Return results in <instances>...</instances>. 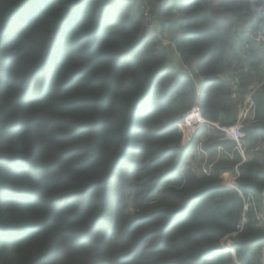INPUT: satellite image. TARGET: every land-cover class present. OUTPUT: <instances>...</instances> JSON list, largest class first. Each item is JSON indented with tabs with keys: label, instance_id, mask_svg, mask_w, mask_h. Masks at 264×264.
<instances>
[{
	"label": "trees",
	"instance_id": "1",
	"mask_svg": "<svg viewBox=\"0 0 264 264\" xmlns=\"http://www.w3.org/2000/svg\"><path fill=\"white\" fill-rule=\"evenodd\" d=\"M253 2L0 0V264H264L251 209L235 257L220 248L243 198L259 206L264 190ZM169 49L195 71L167 66ZM256 85L246 162L215 128L186 139L193 110L233 124ZM197 146L209 176L186 167ZM236 171L227 189L221 175Z\"/></svg>",
	"mask_w": 264,
	"mask_h": 264
},
{
	"label": "built area",
	"instance_id": "2",
	"mask_svg": "<svg viewBox=\"0 0 264 264\" xmlns=\"http://www.w3.org/2000/svg\"><path fill=\"white\" fill-rule=\"evenodd\" d=\"M145 15L147 16V19H151L146 12ZM261 16L264 19V12H261ZM242 25L243 24H239V28H237V30H244L243 28L246 26H242ZM147 27L149 30L154 28L150 25H147ZM244 36L249 41L260 44L264 49V28L255 32H250L248 29H246ZM161 44L162 46H166L168 43H166L165 39H163L161 41ZM232 83L233 85H235L234 90H236L237 77L232 78ZM258 87L259 85L252 87V89L246 95L245 99L241 102L238 108L236 120L233 124L219 127L217 124L203 120L200 117L198 110L196 109L193 110L189 114V117L186 119V123L183 124L186 139L190 140L193 133L197 129L203 126H209L215 128L221 131L227 140L235 143L236 148L241 156V163L246 162L247 158L244 154V150L246 147V143L244 142V138H245L244 128L248 125V123H253L255 121L256 104L253 99V94ZM231 98H234V94H232ZM259 145L255 147L254 152L255 153L259 152L261 153V155L264 156V147L263 145L261 146ZM209 169H205V172L203 174L209 176L210 175ZM224 176H227V178L230 180L232 184L231 186H229L225 182ZM237 178H238L237 171L234 174H229V173L222 174L221 175L222 185L227 189L238 190V187L235 185ZM250 209L252 210L254 214V219L256 220L258 225L264 226V190H262L261 192V200L259 206H257L255 198L252 195L249 194L247 198L245 199L243 198L241 223L236 226V230L234 232L228 234L223 240H221L220 248L222 249V251L231 254L233 257H235L234 255L235 237L242 231L243 223L246 221V214L249 212Z\"/></svg>",
	"mask_w": 264,
	"mask_h": 264
},
{
	"label": "rangeland",
	"instance_id": "3",
	"mask_svg": "<svg viewBox=\"0 0 264 264\" xmlns=\"http://www.w3.org/2000/svg\"><path fill=\"white\" fill-rule=\"evenodd\" d=\"M243 1V0H240ZM165 42L168 43V39H165ZM168 62L167 66L173 68L177 72L180 73H186L190 70L195 71L196 64H197V58L196 57H190L187 63L182 62L174 50L169 49V56H168ZM199 82L197 81V84ZM256 91V90H255ZM259 92V91H258ZM264 144H260L259 146ZM221 154V151H219ZM218 154V153H217ZM210 155L202 153L199 147L197 146L193 151L190 153L189 158L187 160V168H191L193 171L198 173L199 175H202L205 172V169H209V162H210ZM205 168V169H203ZM228 174V173H227ZM225 178V177H224Z\"/></svg>",
	"mask_w": 264,
	"mask_h": 264
},
{
	"label": "clouds",
	"instance_id": "4",
	"mask_svg": "<svg viewBox=\"0 0 264 264\" xmlns=\"http://www.w3.org/2000/svg\"><path fill=\"white\" fill-rule=\"evenodd\" d=\"M242 7L247 9L252 17L255 18L260 16L261 12H264V0H258V2L253 3H244Z\"/></svg>",
	"mask_w": 264,
	"mask_h": 264
},
{
	"label": "crops",
	"instance_id": "5",
	"mask_svg": "<svg viewBox=\"0 0 264 264\" xmlns=\"http://www.w3.org/2000/svg\"><path fill=\"white\" fill-rule=\"evenodd\" d=\"M218 153V154H217ZM220 156V152L219 151H216L215 154H214V157L212 159H216ZM212 161V160H211Z\"/></svg>",
	"mask_w": 264,
	"mask_h": 264
},
{
	"label": "bare ground",
	"instance_id": "6",
	"mask_svg": "<svg viewBox=\"0 0 264 264\" xmlns=\"http://www.w3.org/2000/svg\"><path fill=\"white\" fill-rule=\"evenodd\" d=\"M224 177H225V182H226L229 186H231L232 184H231L230 180L227 178V176H224Z\"/></svg>",
	"mask_w": 264,
	"mask_h": 264
},
{
	"label": "water",
	"instance_id": "7",
	"mask_svg": "<svg viewBox=\"0 0 264 264\" xmlns=\"http://www.w3.org/2000/svg\"><path fill=\"white\" fill-rule=\"evenodd\" d=\"M235 185L238 187L237 183H235ZM235 255V254H234Z\"/></svg>",
	"mask_w": 264,
	"mask_h": 264
}]
</instances>
